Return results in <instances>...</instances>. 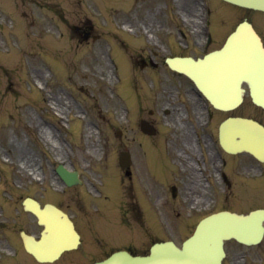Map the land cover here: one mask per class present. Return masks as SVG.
I'll list each match as a JSON object with an SVG mask.
<instances>
[{
	"label": "rangeland",
	"instance_id": "rangeland-1",
	"mask_svg": "<svg viewBox=\"0 0 264 264\" xmlns=\"http://www.w3.org/2000/svg\"><path fill=\"white\" fill-rule=\"evenodd\" d=\"M217 2L212 3L216 25L229 29L246 16L264 35V12ZM186 3L189 0H0V209L4 208L0 220L6 223L0 228V253L2 248L8 249L4 236L11 235L12 240L8 244L12 254L2 262L22 250L13 237H19V229L38 233L32 215L22 209L21 201L27 195L41 201H64L60 204H67L77 227L88 223L80 247L83 252H68L54 264H91L115 246L141 251L161 237H174L179 242L191 232L203 214L189 208L199 204L192 200L196 191L188 187L189 171L182 166L187 165L186 153L192 156L197 150L186 148L181 127L173 126L177 124L174 114L164 115L162 109L170 100L171 109L177 107L184 114L188 110L190 115L185 117L197 125L203 116L193 109L199 106L198 97L188 101L193 94L190 82L182 75L176 81L179 77L164 63L157 68L139 66L155 42L163 46L155 48L159 61L167 51L201 52L198 42L188 51L175 46L176 34L170 37L166 31L182 24L178 16H186ZM88 21L93 25L92 33L98 35L95 40L92 36L84 39L72 29V25ZM109 48L123 71V80L108 89L110 81H117L106 57ZM177 82L190 93L180 94ZM170 89L172 94L167 93ZM125 106L131 107L128 118L123 116ZM233 113L264 122V109L248 97ZM225 115L213 111L209 134L215 135ZM141 118L154 122L156 134L145 135L139 130ZM191 143L194 145L193 140ZM215 148L210 146L213 157L208 156L211 170L207 171L215 187L207 186L202 192L204 179L197 176L200 186L195 196L200 195V204L211 200L213 210L243 212L264 206V175L254 180L246 176L257 171L258 167L250 164L256 161L243 153L226 155L225 171L231 186L223 189ZM126 149L134 160L128 167L130 177L117 161L120 151ZM23 160L28 164L23 165ZM59 161L74 165L82 177L63 196L55 193L60 182L53 186L57 180L54 167ZM261 166L264 168V163ZM28 171L35 175L31 177ZM252 181L260 186H253ZM172 184L177 186L175 197L169 189ZM253 187L260 190L251 191ZM99 190L102 195L96 198ZM187 211L190 214L184 218ZM163 221L169 229H162ZM226 248L224 264H264V238L253 246L228 240ZM26 256L22 251L4 264H27Z\"/></svg>",
	"mask_w": 264,
	"mask_h": 264
},
{
	"label": "water",
	"instance_id": "water-1",
	"mask_svg": "<svg viewBox=\"0 0 264 264\" xmlns=\"http://www.w3.org/2000/svg\"><path fill=\"white\" fill-rule=\"evenodd\" d=\"M229 1L264 9V0ZM205 57L199 60L190 57L173 58L169 61L173 66L183 68L191 76L193 75L194 80L207 91L205 94L216 107H231L237 99L236 103L241 100L243 91L239 83L241 79L249 83L253 100L264 106V47L248 22L244 21L238 25L222 49ZM223 87L227 94L223 93ZM224 97L229 103L225 102ZM223 124L220 139L227 150L244 149L264 159L262 124L240 117H229ZM62 174L68 178L71 172L62 168ZM25 206L35 211L41 220L43 210L39 209L35 201L27 199ZM263 220L264 208L253 210L248 215L228 210L214 212L200 220L192 235L185 239L181 246L173 241H163L154 244L148 255H131L123 250L94 264H221L224 255L223 240L234 237L244 243L256 242L263 234ZM44 222L53 233L56 222L48 219ZM65 223L69 233L63 234L62 240L57 245L56 254L63 248L73 246L71 244L74 243L65 244L67 233L71 235L70 239L77 238L72 224L66 220ZM60 231H64V227H61ZM24 239L26 248L38 259L53 258L54 255L51 254L53 250L48 249V253H40L37 248L39 245H34L36 241L27 237Z\"/></svg>",
	"mask_w": 264,
	"mask_h": 264
},
{
	"label": "bare ground",
	"instance_id": "bare-ground-1",
	"mask_svg": "<svg viewBox=\"0 0 264 264\" xmlns=\"http://www.w3.org/2000/svg\"><path fill=\"white\" fill-rule=\"evenodd\" d=\"M192 5H193V3H192V4H188V5H186V6H188V7H192ZM195 109H196L197 111L200 110V108H195ZM89 129H90V128H89ZM185 129H186V127H185ZM185 129H184V130H185ZM191 148H192V147H191ZM21 162L23 163V165H25V164L27 165V164H28V161H27V160H23V161H21Z\"/></svg>",
	"mask_w": 264,
	"mask_h": 264
}]
</instances>
